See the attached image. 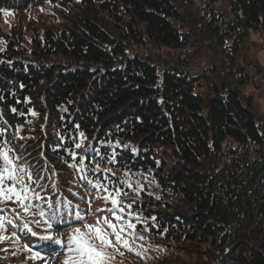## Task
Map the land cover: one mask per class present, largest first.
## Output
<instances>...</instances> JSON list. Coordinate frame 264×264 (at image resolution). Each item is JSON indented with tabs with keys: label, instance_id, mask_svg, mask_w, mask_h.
I'll return each mask as SVG.
<instances>
[{
	"label": "trees",
	"instance_id": "16d2710c",
	"mask_svg": "<svg viewBox=\"0 0 264 264\" xmlns=\"http://www.w3.org/2000/svg\"><path fill=\"white\" fill-rule=\"evenodd\" d=\"M226 1L223 15L196 0L203 37L219 49L249 31L264 36V0ZM176 3L0 0V151L45 185L32 184L42 199L27 213L0 201V220L17 225L0 232V264H65L75 228L112 219L106 193L87 180L127 193L112 222L131 251L120 247L109 264H264V118L220 73L205 99L197 92ZM25 222L41 236L59 227L63 244L30 246L18 232Z\"/></svg>",
	"mask_w": 264,
	"mask_h": 264
},
{
	"label": "rangeland",
	"instance_id": "374dc122",
	"mask_svg": "<svg viewBox=\"0 0 264 264\" xmlns=\"http://www.w3.org/2000/svg\"><path fill=\"white\" fill-rule=\"evenodd\" d=\"M182 1L183 0H177L176 5L181 6V12L187 16L186 21H188V23L185 24V27L186 30L190 32L191 39H193L191 42L193 44L192 47L189 46L187 48L188 51L185 50L183 52L185 53L187 51V56L190 54L189 56H191L192 60L187 63V69H185V71L190 75L200 77L201 85L203 86L201 88L203 89L198 88L197 92H199L205 99L208 95L204 85L210 84L212 79H216L215 76L220 73L221 78L226 77V80L228 77L230 79H228V83L231 87L237 88L242 92L246 100L251 101L255 115L264 118V36L249 31L238 46H236V43L234 44V42L231 44L224 41V46L220 45L219 49H217V45L214 47V42L216 41H213L212 38L207 39L206 37H203L204 32L201 30L202 27L198 28V25L196 26L197 20L193 18V12L195 13L198 11L200 5L197 4L196 0H193L195 2L190 1L189 5H186L185 3L181 5ZM220 1L215 3L212 0H201L202 4L205 6H207V4L214 6L216 9H219L223 15L228 14V2L226 0ZM39 14H41V12H39ZM204 15L205 10L201 12V19H204ZM7 20L8 17L6 20L2 21L3 24H6ZM204 21L206 20L204 19ZM225 23H227V19L225 20ZM219 25L220 26L217 27L221 28V32L226 35L229 32L228 27L225 26L226 24L221 25L219 23ZM233 51H235V54L232 57L231 54ZM230 58V62L232 61L234 64L233 69L229 67ZM230 70L234 75L229 76L230 73L227 76L226 73ZM234 82L236 84H234ZM95 218L96 217L91 219L89 222L90 225L96 223L97 220ZM81 229L83 230V227ZM18 232L20 236L25 238L29 245H33L34 247L42 245V241L48 242L53 246H56L57 244L62 245V240H64L62 236L64 234L59 233V227L49 235L53 237L52 240H41L37 237L40 235L39 233L33 236L30 232L25 229L23 230V228L19 229ZM57 241H59V243ZM30 263L31 262L28 260V264ZM34 264L41 263L39 261Z\"/></svg>",
	"mask_w": 264,
	"mask_h": 264
},
{
	"label": "snow or ice",
	"instance_id": "6c2138e0",
	"mask_svg": "<svg viewBox=\"0 0 264 264\" xmlns=\"http://www.w3.org/2000/svg\"><path fill=\"white\" fill-rule=\"evenodd\" d=\"M79 143L76 144V148H80ZM12 150L9 148L6 151H0V201H11L13 203H18L20 208L27 213L32 209V201L40 200L42 197L36 188L32 187L35 183L38 188L43 189L45 185L40 183L44 177L37 176L33 180L32 173L24 165L19 163V157L11 155ZM72 158L76 159V154L72 153ZM114 157L109 159V163H113ZM83 163V160L80 161ZM75 167V165H73ZM98 168V166H97ZM82 171L84 175L81 179L87 180V170L78 169ZM108 171H111L110 169ZM89 185L95 187L98 191L102 190L106 194L103 199L109 201L113 208L110 209L113 213L112 219L108 217L98 218L94 225L87 223L83 224V230L79 227L75 228L73 233L68 236V252L70 253L69 259L65 261V264H109V261L114 259V254L119 252L120 247L127 248L131 251L129 247L128 240L123 239L125 235L124 227H117L112 220L120 221L122 217L116 215L117 212H122L124 207V202L119 199L121 195H126L127 193L122 192L121 189L111 188L109 189L104 183L99 180H87ZM75 195V193H74ZM68 207H71V203L68 202ZM131 206L130 204L128 205ZM3 209H0L2 212ZM35 214V213H34ZM79 216L78 213H76ZM39 215L41 218L44 217V211H40ZM56 219L55 211L49 216V219L43 220V224L48 230L52 228V221ZM5 223L13 225L11 220H0V232H3ZM128 229H134L135 225L130 222L126 225ZM23 228L30 232L31 235L35 236L36 232L29 228L28 223L25 222ZM109 229L111 231H109ZM114 237V240L112 239ZM7 239V237L0 235V241ZM11 239H16L15 236ZM41 239L52 240L51 236H44ZM59 243V241H57ZM112 249V251H108ZM123 255V253H120ZM135 255H140L136 252Z\"/></svg>",
	"mask_w": 264,
	"mask_h": 264
}]
</instances>
